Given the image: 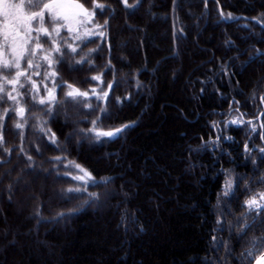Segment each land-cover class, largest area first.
<instances>
[{
    "label": "trees",
    "instance_id": "trees-1",
    "mask_svg": "<svg viewBox=\"0 0 264 264\" xmlns=\"http://www.w3.org/2000/svg\"><path fill=\"white\" fill-rule=\"evenodd\" d=\"M74 1L95 33L69 39L71 53L62 30L64 55L48 67L38 52L28 69L39 92L27 82L19 105L0 100V264H252L264 0ZM47 89L55 99L38 103Z\"/></svg>",
    "mask_w": 264,
    "mask_h": 264
},
{
    "label": "snow or ice",
    "instance_id": "snow-or-ice-1",
    "mask_svg": "<svg viewBox=\"0 0 264 264\" xmlns=\"http://www.w3.org/2000/svg\"><path fill=\"white\" fill-rule=\"evenodd\" d=\"M67 0H48V2H38L32 3L31 0L27 7L30 9L28 14H24L22 12L18 13L16 10L18 8H22L23 5H16L9 2V0H0V17H3L5 21H13V28L11 33L8 31H4L2 33L4 45L0 47H10L11 53L10 59H0V69L4 71L0 73V79H2V83H0V100L3 99H11L14 101V104L19 105L20 101L18 99L22 94L18 91L15 85L19 84L20 88L25 86V82L31 83L32 88H34L37 93L39 92V88L35 85V82L32 81V75H39L38 72L29 73L27 69H31L34 66L39 68V63L34 64V60L36 58V54L41 53V58L47 62L48 67H51L53 64L52 53L56 52L60 56H63L64 53L61 52L60 45L58 43L57 37H60L61 29H65L67 33H76L77 28H74L72 25V21L75 20L76 24H83L86 22H91V19L94 17V10L89 11V9L85 8L83 4H74L73 7L77 10L75 14L69 16L68 14H63L59 11L61 7L66 4ZM124 3L127 4V0H124ZM95 8H103V5L99 3H95ZM45 12L48 13V25L45 24ZM82 17V18H78ZM62 22V23H61ZM99 27V25H96ZM8 25L5 24L4 28H7ZM51 29V30H50ZM53 33L55 36H53ZM12 36V39L9 40V36ZM45 37L43 41L41 37ZM20 38V43L17 46L16 38ZM61 39H64L61 37ZM69 39H81L80 35H74L69 37L68 39H64V44L67 50H70L71 53H76L77 48L69 43ZM50 43V45H55V47H49L48 49L44 48V44ZM29 45H31L29 47ZM3 56V53L0 52V57ZM21 61H24L25 68H21ZM83 61H77V63H82ZM15 72L13 74L12 70ZM56 72L52 71L50 73H46V76L54 77L56 76ZM25 77V81L21 82L20 77ZM11 77V79H9ZM93 79H100V77H93ZM55 84V81H53ZM5 85H13L11 90L5 91ZM69 91L67 95L69 97L75 98L76 96H84L87 97V92H79L78 89L73 88L72 85L67 86ZM31 91V90H30ZM13 92H16V95L13 96ZM49 100L46 101L45 98H39L38 103L45 104L46 102H50L51 99H55L53 95V89H47ZM106 95V94H105ZM36 99V97H33ZM12 111L17 112V108L13 107ZM25 109L24 107L18 108V115L21 118L24 116ZM7 115V112L3 114ZM3 117L0 116V119ZM23 125L20 123L16 124V128H22ZM121 131L120 129L116 130ZM102 135L112 136L113 132H105L101 133ZM0 140H2V136H0ZM77 167H79L77 165ZM81 171H84L81 169ZM85 175H88L85 173ZM227 188H231V182L229 181ZM71 191V189H69ZM227 195V191L225 192ZM260 200H264V194H261ZM248 209L250 211L256 210L259 208H264V204H261L256 197L251 198L247 202ZM249 256L253 255L252 251H249ZM256 264H264V256H261L259 260L256 261Z\"/></svg>",
    "mask_w": 264,
    "mask_h": 264
},
{
    "label": "rangeland",
    "instance_id": "rangeland-1",
    "mask_svg": "<svg viewBox=\"0 0 264 264\" xmlns=\"http://www.w3.org/2000/svg\"><path fill=\"white\" fill-rule=\"evenodd\" d=\"M10 3L12 4H16V5H23L22 8H18L16 11L18 13L22 12L24 14H28L30 12V9L27 7V5L29 4L30 0H9ZM32 3H37L38 0H31ZM39 2H48V0H39ZM78 2H75L74 0H67L66 4L61 7L59 9V11L63 14H68L69 16H72L73 14H75L76 12H78L79 10L75 9L73 7L74 4H77ZM78 18H82V17H78ZM48 19H49V16H48V13L45 12V24L46 26L48 25ZM62 23V22H61ZM7 24L8 27L7 28H4V25ZM72 25L74 28H77V32L76 33H71L72 35H80L81 38H87L89 36H91L93 33H95L96 31V27L95 25L93 24V18L91 19V22H86V23H83V24H76L75 20L72 21ZM13 21L9 20V21H5V19L3 17H0V46H3L4 45V40H3V36H2V33L4 31H8L11 33L12 31V28H13ZM51 30V29H50ZM62 30H65V29H61ZM55 34L53 33V36ZM12 39V36L10 35L9 36V40ZM16 43H17V46L19 45L20 43V38L17 37L16 38ZM31 45H29L30 47ZM0 52L3 53V56L0 57V59H10L11 56H10V53H11V48L10 47H0ZM22 63L23 61H21V66H22ZM35 64V62H34ZM36 67L34 66L32 69L34 71ZM4 70L3 69H0V73H2ZM13 72H15L14 69L10 70ZM28 71V69H27ZM38 77V75H35V78ZM11 79V78H10ZM20 80L21 82H24L25 81V77L21 76L20 77ZM2 79H0V83H2ZM27 82H25V85H26ZM35 84H38V82L35 81ZM43 84L45 86V88H48L47 84H46V80L43 81ZM42 85V83H41ZM16 88H19V84L15 85ZM47 92V91H46ZM80 169V176H74L79 182H84L82 178L84 179H88V175H85L86 171H81V168Z\"/></svg>",
    "mask_w": 264,
    "mask_h": 264
},
{
    "label": "water",
    "instance_id": "water-1",
    "mask_svg": "<svg viewBox=\"0 0 264 264\" xmlns=\"http://www.w3.org/2000/svg\"><path fill=\"white\" fill-rule=\"evenodd\" d=\"M262 116V115H261ZM260 116V118H261ZM261 256H264V252L257 256V258L254 260L252 264H256V261L260 259Z\"/></svg>",
    "mask_w": 264,
    "mask_h": 264
}]
</instances>
